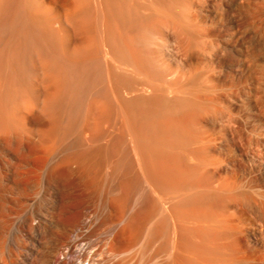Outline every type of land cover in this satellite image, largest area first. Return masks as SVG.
<instances>
[{
    "label": "rangeland",
    "instance_id": "rangeland-1",
    "mask_svg": "<svg viewBox=\"0 0 264 264\" xmlns=\"http://www.w3.org/2000/svg\"><path fill=\"white\" fill-rule=\"evenodd\" d=\"M174 3L175 12H178L177 16H181L179 19L176 16L177 22L175 23L177 26L170 34L169 43L170 49L172 50L171 62L174 68L173 75L178 74V72L181 74L184 73V75L185 73L188 74V76L185 75V77H188V80L186 79V84L189 82V85L187 84L186 86L184 84V75L180 78L183 83H180V79L178 81L180 85H185L184 88H189H185V91L174 92V95L167 92L169 95L166 96H168L167 99L170 98V101L173 97H176L178 100L181 98H189V109L205 117L203 127H201V134H193L189 131L190 142L186 145L183 140L182 130L180 131L179 127L172 125L171 116L168 113L169 111L171 112L172 109H168L169 111L166 109L171 108L168 104L167 107L163 105L165 108L160 110V112H162V117H158V119L161 118V123L163 122L165 126H162L164 124L162 123L161 125L159 120H155L153 124L155 123L156 129L154 130L155 126H151L152 121L148 116V119L146 117L142 126L132 123L130 120V123H128V121H126L128 118H125L127 115H124L126 113V110L123 108L124 106L122 107L123 111L125 110L123 114L121 112L122 108L119 109L120 107H116L119 103L117 101L115 102L116 98L114 99L113 96L111 97L114 99L113 103L115 102L113 109L116 107V110L112 113H116L118 118L112 114L116 119L112 116L113 119L110 118V124L108 123L107 126V130L110 129L107 131L108 134L111 135V137L113 136L112 140L111 137L108 136L111 147H120L128 142L129 147L128 144L123 147H127L129 151L131 150L133 152V142L129 139L134 134L132 130L134 129L133 131H135L138 129L142 132L140 133L141 149L147 151V147L150 146L147 152L149 154L152 153V155H150L152 157L156 155L160 157V154H163V150L165 149L164 140H173V147L170 146V151H172L170 152V154L172 153L170 159L166 161L161 160L159 164L156 163L155 166L151 164L152 162L148 163L146 169L150 168V170H145L144 165V168L141 166L142 169L139 166L140 164L136 163L137 168L142 169H139L140 172L130 164L131 162H129V164H127V162L126 164L133 170L131 171L125 164L124 175H122L125 176V179L119 176L120 178L117 177L118 179L115 178L113 180V177L116 175L111 174L110 177L112 175L113 177L109 179L113 181L116 180V183L109 181L110 186L106 191V197L109 201L110 208H108L109 211L107 213L109 215H105V217L103 215L101 219L99 217L103 214V208L102 204H100L102 197L99 191L92 186L89 187L86 177L84 178L83 175L67 168V166L65 167V165L62 166L63 169L60 167L62 170L58 168V175L53 178L54 182L51 186H48L45 195L43 193H37L36 190L30 188L29 198H31L28 200V206L24 210L17 209L18 213L14 212L16 210H13L14 216L15 214H26L30 212L33 207H38L39 203H45L46 201L50 205L48 210L57 212L60 222L55 229L59 228L61 231L79 222L85 212L89 210L91 214V224L79 230L76 242L77 246L83 249L81 256L83 260L82 264H151L152 262V264H264V0H174ZM159 6V8H161L162 4ZM184 17L185 21L191 24L190 29L187 30L189 32L191 31L190 33L186 32V29L184 30L182 27V21H184L182 18L184 19ZM179 20L181 24L178 22ZM181 27L183 29H181ZM34 28L35 27L31 30L29 29L30 31L33 30L32 33L30 32L33 37L37 35L36 31H38ZM147 35V33H144V39H151L150 35ZM157 41L160 42L161 40L157 38L156 42ZM32 45L29 46L32 47ZM33 48L27 49L29 52H26L27 55L25 58H29L30 50ZM84 66L80 67V69L84 71L86 69V76L93 73V75L91 74V76L88 77L89 79L85 77L84 79H86L87 87L91 83H93L91 84L92 86L97 85L95 86L97 88L94 87L96 93L93 90L94 88L91 85L89 86L93 88H91V91L94 92H90V97L96 98L100 90V85L99 83L97 84L98 81L96 82L95 79L98 74L95 72L98 71L93 69L94 66L89 67L88 65L89 69H93V72H90L91 70H87V65ZM92 76L95 81L92 80ZM84 79L81 78L83 81ZM90 81L94 82L89 84ZM81 85H83V83ZM81 85L77 84V87L83 88L84 86L85 92L88 89L90 90V88L85 86V82L83 86ZM112 85L116 94V87H114L115 85L113 83ZM110 87L111 85L108 86V90L111 91L112 89H109ZM84 90L82 89V91ZM122 90V96L125 94L127 96L133 94L131 95L132 97L130 95L128 97L126 96V99H131L136 96V93L126 92L124 88ZM76 91L78 92L79 88ZM82 91H80L82 95L80 97H82V99L78 100V93L76 92L77 94H75L71 92L75 94L77 98L73 95L74 99L76 98V101L73 103V97H70L69 104L67 105L70 106L71 104V108L74 111L70 114L77 113L75 114L76 117L78 115V117L80 116V118L83 117L84 119L85 115L83 114L82 116V113H85L86 110H84V99L88 101L89 98H85V92ZM112 92L113 91H111V93L109 92L110 96ZM147 92L148 91H145L143 95ZM183 92H186L184 93L187 95H185V98L183 97ZM93 94H97L96 97L93 96ZM87 95L89 96V94ZM116 95L119 97L118 94ZM146 95L148 99H151L150 96H155L152 92ZM66 96L68 98V95ZM67 98H65V101ZM123 98H125V96H123ZM154 98L155 97L151 99L152 102ZM151 100H148L150 101V105L152 104ZM65 101L62 102L61 106H64L66 110H64L65 108H61V106L58 110L59 115L61 114V118L63 115L66 117L67 114H69L67 113L68 108L69 111L71 109L69 106L68 108L66 107ZM118 101L122 102L120 98H118ZM81 102L83 105H80L83 107L79 105ZM179 102L180 101H176V107L179 106V104H177ZM150 105L149 103L146 104L147 107ZM151 107H157L159 110V108H162V105L157 100H154ZM180 107L181 103L177 109L181 110V108H185L184 105ZM82 110H84V112ZM117 110H120L118 111L119 113L116 112ZM62 111L63 113L66 111V114L61 113ZM122 114L123 116H121ZM168 115L169 117H167ZM69 116L70 115H68L69 119H73L74 117V115ZM119 116L124 118H122L124 123L121 122L122 120ZM65 117L63 116L64 119L60 118L64 141L60 144L61 146L57 144V150L60 149L58 152L61 153L63 157H66L69 153L75 152L76 148H78L77 150H81L79 148H85L86 146L85 140L82 138L84 135L80 132L82 129L77 127L79 126L78 123L80 118L75 117L78 119L76 122L77 124L75 121L72 122L73 120L70 121L67 118L66 124V122L62 123V121L66 120ZM164 117H167L166 120L168 119L171 125L168 124L166 126L168 122L165 119L167 123L163 121ZM82 121L83 120H81V124ZM125 121L127 122L126 125ZM148 121L150 123H148ZM156 122H158V124ZM70 123H73V125L75 124V126L77 125L76 127L79 128H74L77 130H73L76 134H74L73 137L72 129L75 126H72V124L70 125ZM62 124H65V127L69 125L72 127L69 126L65 128L63 126L64 129L62 128ZM166 127H170V132H172V134L166 132L169 131ZM151 129L154 131H151ZM126 131L130 135L126 133ZM150 132L152 134H150ZM68 133L69 135H67ZM81 134L83 136H81ZM127 134L129 135V139L125 141L126 138H128ZM65 137H70V139H65ZM122 137H124V141ZM9 138L12 139L11 137ZM80 138H82L84 142H82ZM200 138L210 142V145H213L211 146L212 148L206 149L203 143H196ZM116 139L119 140L116 141ZM60 140L58 142H60ZM10 141L13 142L12 144L10 143L13 145L14 141ZM115 141L118 143L120 141L121 144ZM81 142L83 144H81ZM116 144L118 145L116 146ZM130 146L132 147L130 148ZM198 147H201V149L197 151V154L194 153L196 155V164L192 163V161L190 163L189 157L193 154V148ZM66 150L68 153L64 155V153L67 152ZM132 154L134 155L135 153ZM175 157H179V159L176 160ZM68 169L71 172H69ZM191 170L192 172H190ZM136 171L139 172L140 175L137 176L139 178L143 177V180L137 178L135 174L134 176L132 175ZM142 171L143 173H141ZM147 171H149V173ZM126 172L130 173L127 174ZM135 177L136 183L138 184H136V186L134 185L135 180L133 181L134 184H132V179ZM137 180H139V182ZM192 180L193 182H191ZM120 181L122 186L119 185ZM189 182H191V184L194 182V184L205 182L212 190H214L215 186H219L220 194L223 195L220 203L224 200L230 201L227 210H221L219 206L217 212H206V210H203L201 201L196 200V202H192L187 188ZM139 183L143 184L146 188ZM117 185L119 188L123 187L124 190L120 189V191L122 190L121 192H123V196L120 195ZM16 195L21 198L19 194ZM121 196L126 199L123 201V203L126 202L125 204L127 205L124 204V208H122V200H119V203H117L116 200ZM119 204H121V206ZM222 208L224 207L222 206ZM98 210L99 213L96 215ZM151 211L153 213H151ZM161 211H163L164 218H166V216L170 218L168 219L167 217L164 219L166 225L162 226L164 227L162 228L163 236L157 238L153 235L154 238L149 233L151 232V234H154L155 232L152 230V227L153 229L155 227H151V224L154 222L156 225L157 223H161ZM124 212L126 214H124ZM129 212H131L130 214L134 219L137 217L134 221V223L137 221V224H135L137 228L132 222ZM126 218L128 220V225L132 223L131 226L129 225L131 228H128V230L126 228L127 224H125L127 221H124ZM151 220L155 221L151 222ZM167 220H170L169 222H171V225ZM155 223L153 225H155ZM120 224L124 225L122 226L123 228L120 227ZM133 225L135 229L132 227ZM167 225H170V229L168 226V229L171 231L170 236L168 235L170 231H165ZM132 228L134 231H130ZM122 229H126L128 232L126 230L122 231ZM155 229L157 230L158 228L156 227ZM11 231L12 234L10 235H12L13 241L17 242V244H23L25 241L27 243L31 242L30 236L28 234L21 235L17 231V227L12 228ZM164 231L167 232L168 236L164 234ZM125 232H127V234L121 236V233L125 234ZM157 232H155L156 235ZM208 234H210L211 237V249L209 245L205 243V238ZM50 239V235L45 234L42 242L38 243L39 253L40 251L41 253L33 254L32 258L34 264L46 263L52 251V247L55 246L53 245L54 242ZM207 246L209 248L208 251ZM12 249L15 251L14 258L19 255V249L26 250L27 252L30 251L27 248L24 249V247L17 249L13 244Z\"/></svg>",
    "mask_w": 264,
    "mask_h": 264
},
{
    "label": "bare ground",
    "instance_id": "bare-ground-1",
    "mask_svg": "<svg viewBox=\"0 0 264 264\" xmlns=\"http://www.w3.org/2000/svg\"><path fill=\"white\" fill-rule=\"evenodd\" d=\"M160 4H162V9L159 8ZM174 5V0H0V264H34L32 256L34 253H41V251L39 253L38 243L42 242L45 234L50 235V240L54 242V244H52L55 246H51L52 251L44 264H82L83 260L81 256L83 249H80L76 242L79 230L91 224V214L89 210L85 212L79 222L69 226L63 231L59 228V230L55 229V227H58L57 224L60 222V218L56 211L48 210L50 205L46 201L45 203H39L38 207H33V209L26 214L13 215V210L17 212V209L24 210L28 206V200L31 198H29L30 188L36 190L37 193H43L45 195L48 186H51L54 182L53 178L58 175L57 170L61 169L63 165L83 175L84 178L86 177L89 187L92 186L99 191L102 197L100 204H102L103 214H100L101 216L98 217L101 219L103 215L104 217L105 215H109L107 214L109 211V201L106 197V191L110 186L109 181H113L119 176L122 178L125 177L122 175H124V167L127 162V164L131 162L130 164L139 171L140 168H137L136 163L140 164V167L144 165L145 170H150V168L146 169L148 163L152 162L151 164L155 166L156 163L159 164L161 160L166 161L170 159V155L172 154H170V152H172L170 151V146L173 147V140H164L165 149L163 150V154H160V157L157 155H153L154 157H152L150 156L152 153L149 154L147 152L150 146L147 147V151L141 149L140 133L142 132L138 129L135 131H133L134 129L132 130L134 134L132 137L130 136V139L128 137L130 134L127 131L126 133L129 134H127L128 138L125 140L124 137H122L123 141H127L128 139L132 140L133 147L130 146V148L132 147V150H134L133 152L131 150L130 152L127 147H123L126 144H128L129 147L128 142L120 147H111V142L109 143V137H111V135L107 132L110 129L107 130V126L110 118L113 119L112 116L117 115L116 113H112L115 112L116 107H120L119 109H121L124 106L123 108L126 110H124L126 113H123V108L121 112L127 115L124 117L126 119L128 118V120L125 119L128 123L131 121L132 123L142 126L148 116L152 121L151 126L154 127L155 123L153 124V122L155 120H159L161 123V118L158 119L162 113L160 110L165 108L163 105L167 107L168 104L171 108L166 109H172V114L169 110V112L166 111L171 116L172 125L179 127L180 131L182 130L183 140L186 145L190 142V132L193 134H201V127H203L205 117L189 109L190 101L188 97V99L185 98L186 94L184 93L186 92H183L184 96H182L185 98H181L183 100L171 97V101L173 100L174 103L170 101V98H168V100V96H166L169 94L174 95V92L185 91V88H189H184V86H187L189 83L186 84L188 74L185 73V75H187L186 77L184 73L181 74L179 72L173 75L174 68L171 62L172 50L170 49L169 42L170 34L177 26L175 22H177L176 16L178 12H175ZM180 16H177V18L179 19ZM180 20L178 22H180ZM182 20H184L182 21V27L184 30L186 29V32L190 33L191 31L189 32L187 30L190 29L191 24L185 21V17L184 19L182 18ZM32 26L38 30H35L37 35L34 37L30 34V32L32 33L33 31H30L33 29ZM182 27L181 29H183ZM144 33H147V36L150 35L151 39L148 38L149 40H147L145 38V40ZM157 38L162 42H156ZM29 45H32V47ZM28 47H34L35 51L34 48L31 49L28 56L29 58L26 57V59L25 56L29 52L27 49H30ZM85 64L87 65V70L89 69V65V67L94 66L96 69L94 67L93 69L98 71L95 72L98 73L97 76L94 75L96 76V82L98 81L97 84L99 83L100 85L99 93L97 91L98 96L96 97L97 94H93L96 98L93 96V98L90 97V92H92L91 88L97 86L91 85L93 84L91 82L95 81L94 77L92 76V80L94 81L89 82V84L91 83V88L88 83L89 86H86V79H84V77L89 79L88 77L91 76V74L93 75V73L86 76V69L84 68L85 71L80 69V67H83ZM93 69H89L91 70L90 72H93ZM183 75L185 77L183 81L185 85H180L178 80L182 78L181 76ZM81 78L84 79V81L81 80ZM84 82L85 86L90 88V90L86 88V92L83 86ZM183 82L181 81L180 83L182 84ZM80 83H83V85ZM112 83L115 85L116 94H118L119 97L115 94ZM77 84L83 86V88L77 87ZM109 85H111L109 89L113 91L111 96L109 95L111 91L108 90ZM78 88L79 91L77 92L76 90ZM95 88L93 89L94 91L96 90ZM123 88L126 92L136 93V96L131 98L133 94L130 95L128 93L131 99H126V94L123 95L125 96V98H123L121 94ZM82 89L84 91H82ZM80 91L85 92V98H89H87L88 101L84 99V110L86 109L85 113H82V116L83 114L85 115L84 119L82 116V118H80V116L78 117L77 115L80 121L78 123L79 126L76 125L82 129L80 132L84 135L81 134V136H83L82 138L85 140L86 146L84 145L85 148H79L81 150L74 148L76 151H71L73 153H69V155H66L68 153L66 150L67 152L65 151L66 153H64L66 157H63L62 154L58 152L60 149L57 150L58 145L64 141V137H62L63 129H61V114L59 115L58 110L62 102L67 98L66 95H68V102L67 100L65 101L66 105L69 104L70 97H73V103L76 101L75 99L77 97H79L77 100L82 99V97H80L82 96ZM145 91H148L147 93L152 92V94L155 95L153 96L155 97L154 100H157L162 105V108L158 110L157 107H151L154 103V100L153 102L151 100L153 97L150 96L151 99L146 98L147 93L145 94L146 96L143 95ZM71 92L75 94L78 93L77 97ZM167 92L169 94H167ZM86 93L89 94V96ZM73 95L76 97L75 99ZM113 96L114 99L116 98L115 102L117 101L119 103H117L118 105L114 109L113 106L115 102L113 103L114 99L111 98ZM118 98H120L122 102L118 101ZM148 100H151V105ZM176 101H180L177 104L180 106L181 103V107L184 105L185 108L183 109L180 107L181 110H178L177 108L179 106L176 107ZM147 102L150 105L148 107L146 106V104H148ZM80 104H82V102L79 103V105ZM68 106L69 105L66 107L68 108ZM69 107H72L71 104ZM61 108L64 109L65 107L61 106ZM64 110H66V108ZM84 110L82 111L84 112ZM67 111L69 114H67L66 117L63 115L66 114V111L64 113L63 111L61 112L66 118L62 123L66 122L67 124L68 115H74L73 119H68L76 123L78 119H76L77 117L75 114L77 113L70 114L74 112L72 108L70 109L71 112L69 108ZM118 111L120 110L116 112ZM123 114L121 116H123ZM169 115L167 117H169ZM63 116L61 119H64ZM116 117L118 118V116ZM122 118L123 117H121V122H123L124 119ZM166 118L164 117L163 121H165ZM81 120H83L82 124ZM126 121L125 125L127 123ZM166 121L168 122V119ZM166 121L165 123H167ZM158 122L156 123L158 124ZM171 122H168L166 126L168 124L171 125ZM148 123L150 122L148 121ZM71 124L75 126V124L73 125V123H70V125ZM63 126L65 127L66 125L62 124V128H64ZM76 126L73 127L72 131L79 129ZM162 126H165V124ZM168 128L166 127V129L169 130L166 132L172 134V132H170V127ZM155 129L156 126L154 127V130ZM154 130L151 129V131ZM75 131H73L72 137ZM150 134L152 133L150 132ZM67 135H69V133ZM67 138L70 139V137H65V139ZM83 139L82 142H84ZM10 140L14 141L13 145H11L13 142ZM59 140L60 142H58ZM118 140L119 139H116V141ZM82 142L81 144H83ZM196 143H203L206 149H210L212 148L211 146H213L203 138L197 140ZM118 144H116V146ZM193 149V154L189 157L190 163L191 161L192 163L196 162L195 154H197V151L201 149V147ZM132 153L135 154L133 155ZM175 159L177 160L179 157H175ZM127 164L126 166L129 167ZM130 170L132 171L133 169ZM69 172L71 171L69 170ZM136 172L132 175L134 176L135 174L136 177L139 178L140 171L137 172L138 174ZM147 172L149 173V171ZM190 172H192V170ZM141 173H143V171ZM111 174L116 175L115 177H113V175L111 176L113 180L109 179L111 178ZM136 177L133 179L131 178L132 184H134L133 181ZM142 178L141 180H143ZM193 180L191 182H193ZM121 181L120 184H117L121 185ZM137 181L139 182V180ZM113 182L116 183V180ZM191 182H189L188 185L191 184ZM194 183L189 186L187 185L192 202H196V200L201 201L203 210H206V212H217L219 206L221 210H227L230 201L224 200L220 203L223 195L220 194L219 186H215L214 190H212L205 182H201V184L198 183L199 185ZM136 184L135 180L134 185L136 186ZM117 188L119 191L120 189L124 190L123 187L119 188L118 185ZM121 191L119 192L120 195L123 194ZM16 194H19L21 198L17 197ZM122 196L116 200L117 203H119V200H122L121 204H123L122 208H124L126 202L123 203V201L126 199L122 198ZM121 204L119 205L121 206ZM221 205L224 208H222ZM125 212L124 214L127 213ZM162 212L163 211L160 212L162 215L161 223H157L156 225L154 222L155 220H151V222L153 221L155 223V225L152 223L151 227L154 226L158 228L157 232V230L152 227V230L157 232L158 236L155 232L154 234H151V232L149 233L151 236L154 235L157 238L163 236L162 228L164 227L162 226L166 225L164 219L168 217L166 216V218H164ZM98 213L99 210L96 215H98ZM130 213L131 212H129V214ZM151 213L153 212L151 211ZM130 216L129 217L134 223L137 217L134 219L131 214ZM169 218L170 217H168V219ZM124 221H127L125 222V224H127V230L131 228L130 226L132 223L130 222L131 224H129V226L127 218ZM135 224H137V221L134 225ZM169 224L171 225V222H169ZM134 225L132 227L134 229L135 227L137 228V226L135 225L134 227ZM170 225H167V229L165 228L166 230H164L169 232ZM122 226L124 225L120 227ZM15 227H17V231L21 235L28 234L31 238V242L27 243L25 241L23 244H17V242L13 241L12 235L10 234H12V228ZM133 228L130 229V231H134ZM125 230L122 229V231ZM127 232H125V234H122V232L121 236L126 235ZM167 232L164 234L167 235ZM170 233L171 231L168 233L169 236ZM210 242L211 237L210 234H208L205 238V243L209 245V248L211 247ZM12 244L17 249L24 247V249L27 248L30 251L27 252L25 250V252L19 249V255L14 258L15 251L12 249ZM209 248L207 246V251Z\"/></svg>",
    "mask_w": 264,
    "mask_h": 264
}]
</instances>
